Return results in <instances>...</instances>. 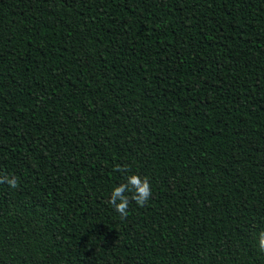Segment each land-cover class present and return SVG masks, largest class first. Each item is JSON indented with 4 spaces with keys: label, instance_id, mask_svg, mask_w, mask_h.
Here are the masks:
<instances>
[{
    "label": "trees",
    "instance_id": "trees-1",
    "mask_svg": "<svg viewBox=\"0 0 264 264\" xmlns=\"http://www.w3.org/2000/svg\"><path fill=\"white\" fill-rule=\"evenodd\" d=\"M0 174V264H264V0H0Z\"/></svg>",
    "mask_w": 264,
    "mask_h": 264
},
{
    "label": "clouds",
    "instance_id": "clouds-1",
    "mask_svg": "<svg viewBox=\"0 0 264 264\" xmlns=\"http://www.w3.org/2000/svg\"><path fill=\"white\" fill-rule=\"evenodd\" d=\"M115 172L129 173L123 178L118 186H114L108 196L107 204L119 214L121 219L128 216L130 202H134L138 207H144L152 196L151 184L147 177L141 178L139 175L131 174L128 166L116 165ZM0 184H6L12 189L18 188V179L13 175L0 174ZM256 247L261 254H264V231L256 234Z\"/></svg>",
    "mask_w": 264,
    "mask_h": 264
}]
</instances>
